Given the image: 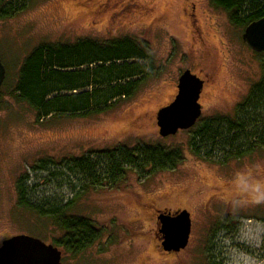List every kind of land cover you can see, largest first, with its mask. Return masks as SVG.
Listing matches in <instances>:
<instances>
[{"label":"rangeland","instance_id":"rangeland-1","mask_svg":"<svg viewBox=\"0 0 264 264\" xmlns=\"http://www.w3.org/2000/svg\"><path fill=\"white\" fill-rule=\"evenodd\" d=\"M11 2L15 12L0 17L7 76L0 98V243L24 234L53 244L64 232L47 213L68 206L67 214L91 220L99 237L75 255L60 249L61 264H264V147L242 143L239 149L237 143V151H212L197 139L188 141L198 123L243 115L242 102L262 78L264 58L245 45L244 28L210 0ZM103 2L108 7L97 12ZM190 2L194 24L185 14ZM123 38L145 44L150 73L105 111L37 119L10 96L11 80L37 45ZM185 69L205 79L201 115L195 128L161 137L156 112L172 98ZM140 144L180 148L182 158L152 172L124 165L116 182L107 177L94 185L75 168L83 156L102 165L103 152ZM154 207L158 214L189 212L188 243L178 255L156 250ZM225 217L233 227L219 230Z\"/></svg>","mask_w":264,"mask_h":264},{"label":"trees","instance_id":"trees-1","mask_svg":"<svg viewBox=\"0 0 264 264\" xmlns=\"http://www.w3.org/2000/svg\"><path fill=\"white\" fill-rule=\"evenodd\" d=\"M11 1L13 0H0L1 18L15 12V7L7 6ZM210 2L228 12L237 27L244 28L251 21L264 16V0ZM259 54L264 58V52ZM151 63L152 56L145 44L131 38L109 42L80 39L72 43H41L24 58L16 78L11 80L10 96L26 103L36 112L37 119L48 115L56 118L64 114L98 113L105 111L111 100L129 96L150 73ZM262 70L261 80L253 86L242 102L245 106L242 111L244 114L229 115V119L223 123L214 120L200 124L198 119L193 127L197 123L198 126L188 138L190 145L197 139L198 143H204L212 151H224L226 148L237 151L243 148L242 143L247 144L248 149L264 147V59ZM134 77L140 78L132 79ZM6 83L7 76L2 83L4 87ZM237 143L240 144V147L237 146L239 149L234 148ZM181 152L180 148L140 144L131 149L118 148L103 152L102 165L83 156L75 160V168L83 172L91 185L103 183L107 177L114 183L122 175L124 165L148 168L151 172L164 170L176 166L182 158ZM67 207L56 208L47 214L56 227L64 232L59 238L53 239V245L64 254L70 252L75 255L96 240L99 231L88 218L68 215ZM228 221L230 220L225 217L224 223L218 229L232 228L233 225ZM209 264L220 263L212 261Z\"/></svg>","mask_w":264,"mask_h":264},{"label":"water","instance_id":"water-1","mask_svg":"<svg viewBox=\"0 0 264 264\" xmlns=\"http://www.w3.org/2000/svg\"><path fill=\"white\" fill-rule=\"evenodd\" d=\"M245 45L254 52H264V16L247 24L241 34ZM6 69L0 60V94ZM203 80L189 69L181 72L177 80L174 99L156 112V125L161 137L175 134L178 130L192 127L201 115L199 95ZM159 231L162 233L161 248L177 252L188 243L191 220L185 209L171 214L159 213ZM0 264H61V250L52 243L16 234L0 243Z\"/></svg>","mask_w":264,"mask_h":264},{"label":"flooded vegetation","instance_id":"flooded-vegetation-1","mask_svg":"<svg viewBox=\"0 0 264 264\" xmlns=\"http://www.w3.org/2000/svg\"><path fill=\"white\" fill-rule=\"evenodd\" d=\"M189 5H190V10L188 11V9H185V14H186L187 17H188L190 24H194V23H195L194 20H198V19L196 18V13H195V11H196L195 4H194L193 2H190ZM98 7H99V10H97V12H101V11L105 10L106 7H108V4H107V2H103V3L99 4V5L96 7V9H97ZM192 17H193V18H192ZM194 17H195V18H194ZM195 25H197V24H195ZM191 26H192V25H191ZM192 31H193V30H192ZM193 38H197V37L194 35ZM198 39H202V38H198ZM198 39H197V40H198ZM198 41H199V40H198ZM196 75H197V74H196ZM197 76H198V75H197ZM199 78L203 80V87H204V85H205V79L202 78V77H200V76H199ZM201 91H202V90H201ZM176 93H177V83H176V86H175V92H174V94L172 95V98H171V99H170L165 105L169 104V103L174 99ZM199 96H201V93H200ZM199 98H200V97H199ZM165 105H163V106H165ZM163 106H162V107H163ZM159 210H160L159 208L154 207V209H153V214H155V215L157 216ZM177 210H178V209H177ZM179 210H182V209H179ZM174 211L176 212V210H174ZM175 212H172V211H171L172 214H174ZM162 236H163L162 233L159 231L158 228H156L155 231H154L155 247H156V250H158L159 252H161V253H163V254H174V255H178V254L182 251V249H180V250L177 251V252H167L166 250H163V249L161 248V240H162Z\"/></svg>","mask_w":264,"mask_h":264}]
</instances>
